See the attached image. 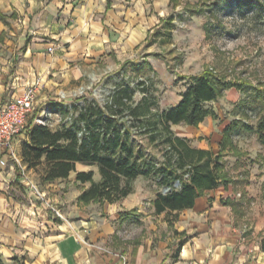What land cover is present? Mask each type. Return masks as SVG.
<instances>
[{
	"label": "crops",
	"instance_id": "1",
	"mask_svg": "<svg viewBox=\"0 0 264 264\" xmlns=\"http://www.w3.org/2000/svg\"><path fill=\"white\" fill-rule=\"evenodd\" d=\"M0 12L6 16L0 19L1 105L37 78L36 101L43 103L100 80L133 59L170 8L169 0H0ZM27 139L26 130L14 136V156L0 146L2 264H264V243L247 242L260 232L264 240V220L252 230L241 226L254 200L248 183L206 190L176 216V210L155 212L159 187L143 175L121 200L82 203L78 195L89 182L76 180V171L91 169L95 179L97 166L77 162L67 177L39 176L37 184L41 169L27 168L21 158ZM241 190L252 199L248 205L243 198L242 213L225 202H237Z\"/></svg>",
	"mask_w": 264,
	"mask_h": 264
},
{
	"label": "trees",
	"instance_id": "2",
	"mask_svg": "<svg viewBox=\"0 0 264 264\" xmlns=\"http://www.w3.org/2000/svg\"><path fill=\"white\" fill-rule=\"evenodd\" d=\"M170 3L173 5L174 0ZM0 19H6L1 12ZM160 21L162 24L165 21L164 31L156 29L148 36H170L173 16ZM148 64L146 59L124 60L115 73L123 74L126 67L131 66L135 82L122 77L103 102L85 96L70 102L51 101L50 108L59 111L62 120L55 129L45 121L27 124L28 139L21 148L26 167L40 168V178L52 180L67 177L70 171L76 170L77 162L96 165L98 180L93 178L91 169L76 171V180L89 182L78 195L82 203L121 200L132 191L131 180L143 175L159 187L152 200L155 212L176 210L174 216L178 210L192 207L206 190L229 183H247L242 171L231 174L224 157L229 152L244 153L233 142V133L254 132L264 147V83L230 78L211 68L188 75L178 74L176 80L186 82L180 99L175 104L160 107L150 88L149 75L144 77ZM230 87L245 92L240 106L257 108L255 125L247 118H234L223 127L216 152L195 146L187 137L175 133L172 124L197 126L207 116L216 117L215 110L206 103L217 100ZM136 89L140 92L138 99L134 97ZM243 114L248 117L247 112ZM244 197L246 204L252 200L241 190L237 202L230 197L225 202L242 213ZM133 212L135 209L123 211Z\"/></svg>",
	"mask_w": 264,
	"mask_h": 264
},
{
	"label": "rangeland",
	"instance_id": "3",
	"mask_svg": "<svg viewBox=\"0 0 264 264\" xmlns=\"http://www.w3.org/2000/svg\"><path fill=\"white\" fill-rule=\"evenodd\" d=\"M169 8L170 13L162 18L173 16L170 36L149 35L146 44L137 48L133 59L129 58L149 62L144 77L149 75L150 88L160 107L175 103L186 87L184 80H176L178 74L188 75L211 68L230 78L245 79L249 83L261 80L264 83V0H174L173 5L169 0ZM164 24L165 21L163 24L160 21L152 32L156 29L164 31ZM151 40V44H148ZM119 67L98 81L61 91L56 100L70 102L85 96L103 102L122 77L135 82L131 66H127L123 74L115 73ZM245 95L236 87H230L217 100L206 103L215 110L216 117L207 116L194 127L180 123L172 128L174 131L189 130L187 138L192 144L204 145L216 152L223 127L234 118H247L255 125L257 108L239 105ZM139 96L140 92L136 89L135 99ZM243 111L247 112L248 117ZM36 117L51 127L62 120V114L52 110L50 103L37 101L27 123L35 121ZM232 139L244 153L238 155L229 152L224 160L232 175L242 171L244 179H247L248 192L254 196L253 202L246 208V219L243 222L240 220L243 228L252 230L256 222L264 220V147L254 132L233 133ZM146 147L154 150L151 146ZM39 172L37 170L33 178L37 184ZM98 178L96 174L95 179ZM262 235L261 232L257 233L247 242L255 241L261 247L264 243Z\"/></svg>",
	"mask_w": 264,
	"mask_h": 264
},
{
	"label": "built area",
	"instance_id": "4",
	"mask_svg": "<svg viewBox=\"0 0 264 264\" xmlns=\"http://www.w3.org/2000/svg\"><path fill=\"white\" fill-rule=\"evenodd\" d=\"M54 45L48 46V51L52 52ZM40 84V79H34L26 89L0 105V146L10 149L16 134L26 129L27 119L34 109L36 93ZM33 122H44L40 117H36ZM11 155H15L12 151ZM4 163V160H0ZM39 193V192H38Z\"/></svg>",
	"mask_w": 264,
	"mask_h": 264
},
{
	"label": "water",
	"instance_id": "5",
	"mask_svg": "<svg viewBox=\"0 0 264 264\" xmlns=\"http://www.w3.org/2000/svg\"><path fill=\"white\" fill-rule=\"evenodd\" d=\"M164 190H166V188H164Z\"/></svg>",
	"mask_w": 264,
	"mask_h": 264
}]
</instances>
